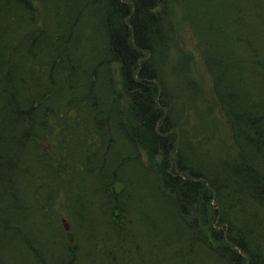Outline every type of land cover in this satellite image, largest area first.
<instances>
[{
    "label": "trees",
    "instance_id": "trees-1",
    "mask_svg": "<svg viewBox=\"0 0 264 264\" xmlns=\"http://www.w3.org/2000/svg\"><path fill=\"white\" fill-rule=\"evenodd\" d=\"M161 1L0 0V264H122L129 250L139 264H264V0H175L230 132L207 151L215 133L176 124L182 98L197 123L209 120L197 95L164 79L172 30ZM45 2L41 28L21 35L19 14ZM56 44L85 69L50 81V58L65 59ZM113 62L132 95L120 106ZM52 137L56 165L39 147ZM59 200L72 244L51 214Z\"/></svg>",
    "mask_w": 264,
    "mask_h": 264
},
{
    "label": "rangeland",
    "instance_id": "rangeland-1",
    "mask_svg": "<svg viewBox=\"0 0 264 264\" xmlns=\"http://www.w3.org/2000/svg\"><path fill=\"white\" fill-rule=\"evenodd\" d=\"M46 10H47L46 2L44 4L35 3L33 7V11L29 13V16L27 13H26V16L24 15L21 16L19 14L20 16L19 22L21 24L20 26L21 35L23 34L25 29H27V31H30V33H32V31L34 32L38 28H41V24L43 23V20H44L43 13H45ZM154 10L156 12H159L160 15L168 19L171 25V30H172V35H168L167 37H165L166 41L168 42V45L166 46L165 58H164V67L166 69V71L164 72L165 73L164 79L166 80V83L168 84L169 88H171L175 84H180L183 88H188L187 90L188 98H191V97L193 98L194 96L197 95L200 98V104L203 105L202 110L205 111L203 116L207 120H209L208 125L203 124L199 120L198 121L200 123H197V120H196L197 118H195L196 117L195 114L191 113L192 107H188L191 105L184 103L183 98H182L179 101H177V113L174 115V117L177 119L176 124L179 126L186 121L188 128H192L194 127V125H197V128L199 129L198 133H196L197 135H203V131L200 130L201 127H205V128L207 127L208 128L206 129L207 132L215 133L214 138L208 135H204V136H208L209 138V144H208L209 148L204 147L203 150H206V151L211 150V148L220 147L221 145L223 147L224 145L231 142V138L229 137L230 132L228 131L227 123L224 121L225 120L224 116L221 115V110L218 106V103L215 100V97L213 94V83H212L211 76L209 72L207 71L206 65L204 64L202 60L200 51L197 48V41H196L197 39L195 36L196 33L194 32L193 28L190 27V25L183 19L181 9L175 0H163L158 3V5L155 7ZM60 16H62V12ZM63 16L65 19L68 20L66 8L64 6H63ZM1 30H3L2 25H0V31ZM72 37L73 36H67L65 37V39L73 40ZM58 46L60 49L59 51H57V53L62 52L65 56V59L62 61V60H56V59L50 58L49 60L50 62L49 69L51 71L50 81L52 80V73L61 72L62 69L65 70V73H70L68 71L69 69H71L72 72L77 71L79 73L85 69V65L80 57V52L76 51V49L74 47H71V45L69 46L67 45L68 47H66V45L64 44H56V48H58ZM64 46L66 47V50H67L66 52L62 50ZM146 58L147 56L144 57V59ZM160 63L162 64V62ZM247 63L250 64V61L248 60ZM66 65H69L68 69H65ZM89 68L94 71L98 69V63H97L96 57L95 59L93 58L92 61H90ZM110 68L112 71V75L115 79V82L118 85L117 91L118 93L119 91H121L123 94L122 100H120L119 102L115 104V105L120 106L121 102L130 100L132 95L128 91L124 90L122 87V84L120 82L119 65L113 62L111 63ZM247 68L249 69L248 66ZM17 72H19V70H17ZM68 76L69 74L67 75V77ZM78 76L79 74H76V78ZM188 81L192 82L191 85L197 86L200 95L198 94L197 91L189 89L190 85L189 86L187 85ZM70 82L71 84L73 83V81H70ZM70 82H69V86L71 85ZM76 82L77 80L75 79V83ZM94 87L95 85L92 87V89ZM179 95H180V92H179ZM118 97L121 98L120 93L118 94ZM196 102L198 103V100ZM205 103L208 104L210 107H208ZM120 115L121 117L119 118L118 121L124 120L127 118V114L124 111H122ZM75 121L76 120L74 118H71L69 122L74 123ZM53 125L54 126L57 125V120L56 122L53 123ZM224 128H226L227 130H225ZM79 129H80V125L73 127L74 135L72 137L76 141L82 138V133L79 132ZM54 132H55V129L54 131L49 130L48 134L51 136H55ZM177 134H178V131H177ZM189 135H191L190 131H189ZM225 135H227V138H225ZM57 142L58 141L56 140L55 137H52L51 139L45 138L44 140L39 142V147L41 146L42 148V150L40 149L39 150L45 154V156L43 157V160L44 161L48 160L54 165H56V162L58 161V159H61V156H59L60 149L57 145L58 144ZM178 142H179V139H178ZM142 154H143V159H145L146 156L144 152H142ZM63 194L64 192L61 195ZM61 198L64 199L63 196H61ZM58 199H60V197ZM60 202L61 201L59 200L56 203V205L54 206V211H52L51 214L54 215V217L58 221L60 228H62L59 230L62 232L64 238L67 241H69L70 244H72L73 243L72 241L74 239L72 226L66 217V209H64V206H61ZM63 204L66 206L65 201H63ZM160 217H161L160 214L157 213L156 221L160 219ZM190 220L191 219L189 218L188 221ZM94 234L96 236L92 238L93 240L98 236L97 232H95ZM143 234H147V233L144 232ZM105 235L106 237L109 236L110 240L117 238L115 236L113 228H109L105 230ZM138 235H137V238L133 239L134 242H137V240L138 242L140 241V239L138 238L141 237L142 235L139 237ZM118 238H119V241L123 240V238H120V237ZM91 242L92 241L86 244H89ZM92 249L93 250L96 249L95 244H93ZM140 249H141L140 250L141 253H145V247L143 245L140 246ZM120 254L122 256V259L120 260H124L122 261V264H139L138 261L135 260L134 258L138 260H142L139 257L138 252L136 254V251L129 250L127 253V256L124 255L123 253H120ZM118 256H119V253H118ZM131 257L132 258L134 257V258L132 259ZM11 258H12L11 255H7V259H11Z\"/></svg>",
    "mask_w": 264,
    "mask_h": 264
}]
</instances>
